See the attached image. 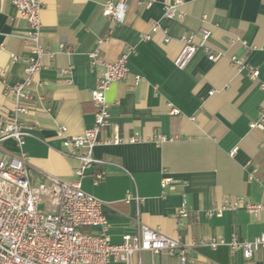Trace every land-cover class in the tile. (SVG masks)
Masks as SVG:
<instances>
[{"label":"crops","instance_id":"1","mask_svg":"<svg viewBox=\"0 0 264 264\" xmlns=\"http://www.w3.org/2000/svg\"><path fill=\"white\" fill-rule=\"evenodd\" d=\"M106 1L42 0V46L55 51L64 42L71 53L43 57L44 68L37 76L41 85L31 86L36 108L26 117L31 135L23 144L31 183L44 181L46 174L73 179L77 162L59 152L56 128L65 126L66 135H78L93 125L89 92L103 65H91L88 53L98 49L100 60L110 63L127 51L129 76L107 90L110 125L93 148V156L103 163L88 168L81 179V188L103 202L111 242L133 234L138 224L158 227L182 243L205 238L251 240L264 231V212L237 209L207 217L204 211L234 197L264 202V128L250 127L264 110V90L259 87L264 82V0H182L181 19L163 16L165 4L174 0H125L121 23L103 16ZM153 23L159 27L150 32ZM201 27L210 32L206 40L199 34ZM25 29L10 1L1 0L0 73L7 84L25 77L24 59L29 54L18 37ZM148 32L150 38L142 39ZM186 35L202 46L180 70L173 62L182 47L180 37ZM207 50L217 58L209 60ZM12 55L19 59L12 60ZM232 57L257 69V79H251L246 69L238 70ZM64 68L69 69V82L60 74ZM134 74L141 77L136 85ZM38 95L43 96L41 101ZM13 106V98L0 84V119ZM173 108L178 113L172 114ZM113 124L119 125L121 136L137 133L142 140L105 143L113 135ZM158 134L172 140L157 144L153 138ZM232 149L235 153L229 156ZM16 153L12 139L0 141V159ZM252 168L258 171L248 180ZM97 171L103 177L93 184ZM163 176L172 179L173 188H160ZM127 193L139 201L126 202ZM182 199L189 214L178 220L175 212ZM229 251L225 245L213 249L197 243L187 252V264H264V247L248 259L240 249ZM140 257L142 264H179L169 252L142 251Z\"/></svg>","mask_w":264,"mask_h":264},{"label":"built area","instance_id":"2","mask_svg":"<svg viewBox=\"0 0 264 264\" xmlns=\"http://www.w3.org/2000/svg\"><path fill=\"white\" fill-rule=\"evenodd\" d=\"M17 14L25 21L26 29L18 35L23 41L29 56L24 59L23 80L14 84H7L0 73V84L7 96L14 100L11 113L6 118L0 119V141L12 139L17 148V153L8 158L0 159V264H142L140 253L149 251L152 254L169 252L178 257L179 264H187V252L195 244L207 245L210 248L225 245L233 252L240 249L245 259L252 256L254 250L264 247V231L254 236L251 240H242L232 237L229 241L222 238H205L197 242L182 243L179 238L163 234L158 227L151 228L138 224L133 234H125L120 242L112 243L108 234V222L102 212L103 202L81 188V179L85 171L91 167L101 166L103 161L93 156V148L101 143L99 135L103 129L110 125V113L106 102V92L114 82L124 81L129 76L128 52H122L118 58L110 63L101 61L99 50L94 49L88 53L91 65L101 63L103 71L97 78L96 86L90 90V99L94 106L93 125L78 135H66L65 126H57L56 135L61 139L59 152L76 160V167L72 171L73 179L66 180L52 174H46L44 181L32 184L27 167L26 154L23 151L25 138L30 136V129L26 117L36 106L33 105L31 86L34 83L41 85L37 76L43 67L42 58L52 59L58 53L70 54V48L59 42L57 49L49 50L40 42L41 20L40 12L42 0H9ZM1 2V0H0ZM182 0L165 4L163 16L167 19H181L184 12L178 6ZM127 5L125 0H107L101 6V12L113 23L123 22ZM205 16H203V20ZM159 25L153 23L150 32L157 31ZM199 34L206 40L209 30L201 27ZM150 33L142 35V39H149ZM166 41L168 38L165 39ZM182 47L174 65L184 69L196 50L202 46L194 43L193 35L180 37ZM102 39L98 40V43ZM208 59L214 60L216 55L207 50ZM12 60L19 59L12 55ZM232 64L238 69H246L251 79H257L258 70L246 65L243 59L232 57ZM60 74L69 82V69L60 70ZM140 75L134 74L133 83L138 84ZM259 87L264 90V82ZM42 95L37 96L41 101ZM49 111V108H45ZM172 114L178 113L171 109ZM258 119L250 124L251 128L263 129L264 110L259 111ZM113 135L105 140L107 144L137 143L142 140L135 133L130 137H123L119 132V125L113 124ZM172 138L156 135L153 142L160 144L171 141ZM235 149L229 151L233 156ZM257 168L248 172V180L255 178ZM102 171L93 174V184L102 179ZM160 188H173V181L168 176L160 179ZM137 196L126 194L125 201ZM46 202L45 211L38 210V206ZM243 209L249 213L264 212V202H247L239 197H234L220 205H213L205 212L207 217L221 216L225 211ZM178 220L186 218L189 209L185 199L175 212ZM96 228V232L88 231ZM88 229V230H87Z\"/></svg>","mask_w":264,"mask_h":264},{"label":"rangeland","instance_id":"3","mask_svg":"<svg viewBox=\"0 0 264 264\" xmlns=\"http://www.w3.org/2000/svg\"><path fill=\"white\" fill-rule=\"evenodd\" d=\"M46 208H47V204H46V202H43V203H41V204L38 206V210H40V211H45Z\"/></svg>","mask_w":264,"mask_h":264}]
</instances>
